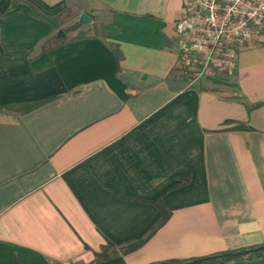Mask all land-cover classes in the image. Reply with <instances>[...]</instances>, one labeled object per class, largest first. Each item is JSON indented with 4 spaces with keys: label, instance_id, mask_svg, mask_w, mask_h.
<instances>
[{
    "label": "crops",
    "instance_id": "1",
    "mask_svg": "<svg viewBox=\"0 0 264 264\" xmlns=\"http://www.w3.org/2000/svg\"><path fill=\"white\" fill-rule=\"evenodd\" d=\"M25 1L37 11L0 0V264H88L107 240L100 264L264 244V45L194 85L174 43L181 0H84L98 32L44 51L68 0ZM158 200L166 221L122 253Z\"/></svg>",
    "mask_w": 264,
    "mask_h": 264
},
{
    "label": "built area",
    "instance_id": "2",
    "mask_svg": "<svg viewBox=\"0 0 264 264\" xmlns=\"http://www.w3.org/2000/svg\"><path fill=\"white\" fill-rule=\"evenodd\" d=\"M174 38L190 84L232 74L241 51L264 45V0H181Z\"/></svg>",
    "mask_w": 264,
    "mask_h": 264
},
{
    "label": "trees",
    "instance_id": "3",
    "mask_svg": "<svg viewBox=\"0 0 264 264\" xmlns=\"http://www.w3.org/2000/svg\"><path fill=\"white\" fill-rule=\"evenodd\" d=\"M20 2H25L27 5H29L33 10L37 11V8L30 2L25 1V0H11L10 5L8 9L14 8L18 3ZM59 14L53 15L52 19L54 21L58 22V25H63L67 22L68 18L63 17L62 19H59L58 17ZM81 25L80 21H76L74 24L71 26H68L65 29H62L64 32L63 36H58L57 32L52 35L51 37L45 39L43 43L41 44V50H47L50 48H53L55 46L62 45L64 43L82 39L87 37V32L83 29H79ZM95 25H93V28L95 29ZM70 32H75L74 34L70 35ZM110 50L113 53L116 62H119L122 59V54L120 51H118L117 48L113 47V45H110ZM39 103H34L31 107L37 106ZM259 104H254L252 107L258 106ZM250 108V106H248ZM230 121H225V123H229ZM236 130H242V129H250V127L245 126V125H237L234 127ZM161 211V217L154 222V224L148 229L146 235L138 240L132 241L127 243L124 246L120 247V250L122 253H128L133 250H136L139 248L147 239L148 237L154 233V231L161 226L166 219L168 218V212L166 211L164 205L161 203L160 200L154 201L153 202ZM258 245V246H252V247H244V248H239L236 250H229L225 251L223 253L219 254H213V255H208L205 257H209L207 260L203 262H194L199 258H193V259H184V260H178V259H172V260H167L164 262H159V263H152V264H230L234 260L238 259H252L256 257H261L264 256V248L262 249H257L258 247L263 246ZM247 251V252H246ZM112 252H115V246L112 242L106 241V243L101 247V250L98 252L94 253V259L89 262L88 264H100L102 261H106L110 258V255ZM12 264H22L20 263L16 258L13 259Z\"/></svg>",
    "mask_w": 264,
    "mask_h": 264
},
{
    "label": "rangeland",
    "instance_id": "4",
    "mask_svg": "<svg viewBox=\"0 0 264 264\" xmlns=\"http://www.w3.org/2000/svg\"><path fill=\"white\" fill-rule=\"evenodd\" d=\"M57 14H59L58 15L59 19H62L63 17L68 18L65 24L58 26L60 30L65 29L68 26H71L76 21H80V16L82 14H86L90 20L86 23L81 22L79 29L85 30L87 34H92L96 31L98 32L97 27H95V29L92 28L93 25H96L91 23L92 19H94L95 16L92 14V10L87 6L84 0H68L64 8L55 9L53 15H57ZM74 33L75 32H70L69 34H74ZM185 80L190 81L191 78L188 75H186ZM200 81L201 80L199 81L197 80L196 83H194V85H196L197 82L199 83Z\"/></svg>",
    "mask_w": 264,
    "mask_h": 264
},
{
    "label": "water",
    "instance_id": "5",
    "mask_svg": "<svg viewBox=\"0 0 264 264\" xmlns=\"http://www.w3.org/2000/svg\"><path fill=\"white\" fill-rule=\"evenodd\" d=\"M90 19H89V17L86 15V14H82L81 16H80V22H82V23H86V22H88ZM64 35V32L62 31V30H59L58 31V36H63ZM262 248H264V245L263 246H261V247H258L257 249H262ZM247 252V251H246ZM209 257H201V258H199V259H197L196 261H194V262H196V263H198V262H203V261H205V260H207Z\"/></svg>",
    "mask_w": 264,
    "mask_h": 264
}]
</instances>
